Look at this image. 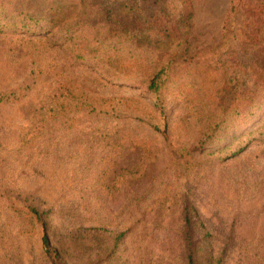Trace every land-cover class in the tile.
I'll return each instance as SVG.
<instances>
[{
    "label": "rangeland",
    "instance_id": "374dc122",
    "mask_svg": "<svg viewBox=\"0 0 264 264\" xmlns=\"http://www.w3.org/2000/svg\"><path fill=\"white\" fill-rule=\"evenodd\" d=\"M66 3V18H75V5ZM229 5L230 0H192L189 37L195 55L224 42L221 36L227 25L225 44L238 46L235 29L245 28L246 20H258L248 18L241 5L229 13ZM260 22L257 38L264 45V20ZM11 38L0 36V230L14 227L10 205L19 190L36 191L48 204L55 203V221L62 230L97 224V207L101 217L110 211L114 221L124 223L127 207L140 206L145 214L128 234L127 264H183L181 208L186 204L196 209L215 250L223 255L222 264H264V139H255L231 157L223 151L210 154L209 144L184 157L178 148L192 147L198 125L180 108L172 112L165 141L144 139L143 133L133 142L115 139L110 135L115 121L107 113L83 116L69 109L55 119L47 110L54 107L49 106L50 99L66 96L61 87L65 81L78 85L72 94L83 86L104 97H138L141 87L109 76L104 63L93 59L94 53L89 59V54L84 60L74 58L85 66L72 69L74 60L57 48ZM78 41L96 45L90 35ZM56 62L65 64L64 73L48 67ZM179 67L185 73L182 63ZM228 78L232 90L248 83L242 71ZM254 121L249 118L246 124ZM90 123L93 138H86L83 127ZM228 137L221 135L216 143ZM146 147L154 152H146ZM18 241L16 264H48L40 255L36 231ZM3 260L0 254V264ZM65 262L112 264L96 247L66 255Z\"/></svg>",
    "mask_w": 264,
    "mask_h": 264
},
{
    "label": "trees",
    "instance_id": "16d2710c",
    "mask_svg": "<svg viewBox=\"0 0 264 264\" xmlns=\"http://www.w3.org/2000/svg\"><path fill=\"white\" fill-rule=\"evenodd\" d=\"M66 2L75 5V18H66ZM239 5L249 13L248 18L258 17L246 20L245 28L235 29L239 45L225 44L227 25L221 36L224 42L197 55L190 50L192 0H0V36L55 47L61 55L74 60L72 69L85 66L74 58L84 60L89 54V59L94 53L93 59L104 63L109 76L121 78L119 83L141 87L138 97H104L93 95L83 86L72 94L78 85L65 81L61 87L66 96L60 101L50 99L49 106L54 107L47 110L53 111L55 119L64 117L60 112L69 109L83 116H93V111L96 115L107 113L115 121L110 133L115 139L133 142L143 133L144 139L165 141L172 112L180 108L194 126L198 125L192 147H179L180 156L186 157L209 144L210 154L223 151L231 157L244 152L255 139H264V45L257 38L260 21L264 20V0H230L229 13ZM89 35L96 45L78 41ZM49 36L55 38L46 43ZM180 63L185 73L179 71ZM48 67H58L59 74L65 72L64 63ZM237 71L247 76L248 83L232 90L228 74ZM249 118L255 119L252 125L246 124ZM83 130L84 137L93 138V123ZM221 135H228L229 140L216 143L221 142ZM145 151L151 153L154 148L146 147ZM10 209L14 227L7 232L0 230L2 264H16L21 250L18 237L35 231L40 255L48 264H66V255L95 247L112 264H127L128 234L145 214L140 206L127 207V217L121 223L114 221L110 211L101 217V208L97 207V224L62 230L55 221V203L48 204L36 191L21 190ZM181 217L183 264H222L223 255L217 253L196 209L182 205Z\"/></svg>",
    "mask_w": 264,
    "mask_h": 264
}]
</instances>
